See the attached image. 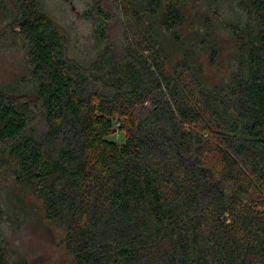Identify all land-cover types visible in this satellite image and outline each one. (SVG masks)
Masks as SVG:
<instances>
[{
  "label": "trees",
  "instance_id": "1",
  "mask_svg": "<svg viewBox=\"0 0 264 264\" xmlns=\"http://www.w3.org/2000/svg\"><path fill=\"white\" fill-rule=\"evenodd\" d=\"M6 1L35 86L0 89L15 216L39 201L74 264H264V0H236L233 23L229 0H95L89 64L42 1ZM216 19L235 53L207 85Z\"/></svg>",
  "mask_w": 264,
  "mask_h": 264
},
{
  "label": "rangeland",
  "instance_id": "2",
  "mask_svg": "<svg viewBox=\"0 0 264 264\" xmlns=\"http://www.w3.org/2000/svg\"><path fill=\"white\" fill-rule=\"evenodd\" d=\"M49 17L65 32L71 35L68 54L78 61L89 64L103 50L105 43L97 38V22L84 17L95 0H40ZM235 1L229 0V16L232 23L239 21L235 11ZM13 9L6 0H0V89L9 93H35L33 84L23 85L29 70L27 50L22 38L8 31L13 17ZM225 16H227L225 14ZM217 20L213 37L217 41L220 57L216 65H205L207 85H215L228 80L233 67L235 46L232 34ZM220 24V25H219ZM23 195L17 192L12 178L0 173V238L4 240L10 264L26 261L31 264H74L62 242L63 230L47 222L39 201L29 197L25 201L33 209L15 216Z\"/></svg>",
  "mask_w": 264,
  "mask_h": 264
}]
</instances>
